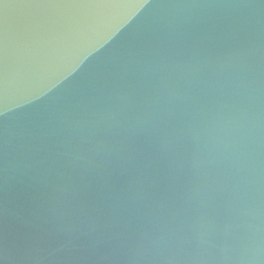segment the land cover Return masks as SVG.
Segmentation results:
<instances>
[{"label":"water","instance_id":"obj_1","mask_svg":"<svg viewBox=\"0 0 264 264\" xmlns=\"http://www.w3.org/2000/svg\"><path fill=\"white\" fill-rule=\"evenodd\" d=\"M0 264H264V0H0Z\"/></svg>","mask_w":264,"mask_h":264}]
</instances>
